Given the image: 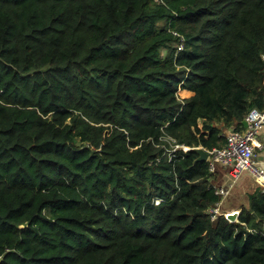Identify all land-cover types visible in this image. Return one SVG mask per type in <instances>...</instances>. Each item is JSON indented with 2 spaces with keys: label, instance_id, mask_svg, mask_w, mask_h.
I'll list each match as a JSON object with an SVG mask.
<instances>
[{
  "label": "trees",
  "instance_id": "1",
  "mask_svg": "<svg viewBox=\"0 0 264 264\" xmlns=\"http://www.w3.org/2000/svg\"><path fill=\"white\" fill-rule=\"evenodd\" d=\"M253 107L264 0H0V264H264L194 149Z\"/></svg>",
  "mask_w": 264,
  "mask_h": 264
},
{
  "label": "built area",
  "instance_id": "2",
  "mask_svg": "<svg viewBox=\"0 0 264 264\" xmlns=\"http://www.w3.org/2000/svg\"><path fill=\"white\" fill-rule=\"evenodd\" d=\"M174 35L179 36L176 43V54L184 49V37L173 30ZM247 125L243 129L232 128L226 134V142L223 147H214L209 150L210 170H214L217 163L228 165L232 168V175L237 177L242 170H249L252 174L261 181V186L264 188V169L260 167L254 160L255 147L260 131L264 129V107L251 108L245 116ZM184 146V148H183ZM177 147H180L177 145ZM184 150L189 149V146L182 145ZM230 183L227 186L215 187V193L221 198L229 193ZM160 200L157 199L158 203ZM219 200L209 210L211 219H216L220 214Z\"/></svg>",
  "mask_w": 264,
  "mask_h": 264
},
{
  "label": "crops",
  "instance_id": "3",
  "mask_svg": "<svg viewBox=\"0 0 264 264\" xmlns=\"http://www.w3.org/2000/svg\"><path fill=\"white\" fill-rule=\"evenodd\" d=\"M178 93L179 96H181V98H189L194 94V91L187 88H180L178 90ZM199 123L200 125H202V120H200ZM254 160L260 167L264 169V129L260 131V134L256 142ZM210 171L212 173L210 177V182L215 187L227 186L230 183H232V186L229 187V193L225 197L223 198L220 197L219 199L222 201L220 204L222 212L223 213L225 212L227 216L236 213L239 217L241 208L243 206L245 207L249 206L250 194L257 189H262V190L264 189L261 186V181L258 178H256L252 174V172L248 170H242L238 174V176L235 177L232 175L233 171L230 166L217 163L215 169L213 171L212 170ZM237 220L238 218L235 221Z\"/></svg>",
  "mask_w": 264,
  "mask_h": 264
},
{
  "label": "water",
  "instance_id": "4",
  "mask_svg": "<svg viewBox=\"0 0 264 264\" xmlns=\"http://www.w3.org/2000/svg\"><path fill=\"white\" fill-rule=\"evenodd\" d=\"M243 123L245 126L247 125L246 120H243ZM194 149L198 152L199 156L197 157V160H207L209 157V150L206 149L203 146H196ZM229 219L231 220H236L238 218V215L236 213L230 214L228 216Z\"/></svg>",
  "mask_w": 264,
  "mask_h": 264
},
{
  "label": "rangeland",
  "instance_id": "5",
  "mask_svg": "<svg viewBox=\"0 0 264 264\" xmlns=\"http://www.w3.org/2000/svg\"><path fill=\"white\" fill-rule=\"evenodd\" d=\"M181 97V96H180ZM173 146H175V148H182V145H179L180 147H177V145H173ZM183 148H184V146H183ZM249 171V170H248ZM220 214H224V215H226L227 216V214L224 212H222V209H221V207H220ZM228 217V216H227Z\"/></svg>",
  "mask_w": 264,
  "mask_h": 264
}]
</instances>
